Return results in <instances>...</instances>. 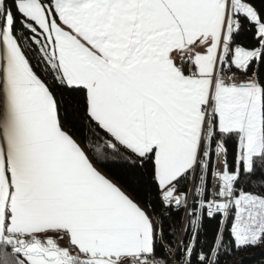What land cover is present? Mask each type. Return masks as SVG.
<instances>
[{"label":"snow or ice","instance_id":"obj_1","mask_svg":"<svg viewBox=\"0 0 264 264\" xmlns=\"http://www.w3.org/2000/svg\"><path fill=\"white\" fill-rule=\"evenodd\" d=\"M264 264V0H0V264Z\"/></svg>","mask_w":264,"mask_h":264},{"label":"trees","instance_id":"obj_2","mask_svg":"<svg viewBox=\"0 0 264 264\" xmlns=\"http://www.w3.org/2000/svg\"><path fill=\"white\" fill-rule=\"evenodd\" d=\"M257 264H258V262H257Z\"/></svg>","mask_w":264,"mask_h":264}]
</instances>
